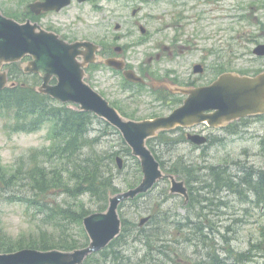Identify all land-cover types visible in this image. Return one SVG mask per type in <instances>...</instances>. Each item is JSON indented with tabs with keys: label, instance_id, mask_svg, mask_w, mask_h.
<instances>
[{
	"label": "rangeland",
	"instance_id": "rangeland-1",
	"mask_svg": "<svg viewBox=\"0 0 264 264\" xmlns=\"http://www.w3.org/2000/svg\"><path fill=\"white\" fill-rule=\"evenodd\" d=\"M32 1L0 0V7L6 14L20 20L32 18L42 24L59 27L69 37L80 36L97 41L102 39L106 44L112 46L117 44L121 46L130 45L133 40L132 35L141 36L138 28L135 30L128 29L131 33L124 35L127 27L131 28L133 25L134 19L129 17L133 16V11L137 9L139 11L137 18L144 26L156 32L159 41L166 40L169 34L184 31L183 39L189 45L196 44L197 50L195 52L179 57L174 55L166 59L163 55L158 58L149 50L148 53H143L142 47L133 49L129 47V52L126 54L129 57L128 60L132 66L140 67L142 73L152 71L153 74L162 75V72L167 74H182L184 72L185 78L193 76L203 80H212L215 74L223 70L241 69L246 63L249 66L253 60L247 58L252 55H248L246 52L251 54V49L264 42V0H240L239 3L235 0H89L84 3L73 1L61 11L51 13L41 19L30 14L28 4ZM170 12L173 13L172 17H170ZM177 12H181L180 15ZM167 22L172 27L166 31L164 28ZM117 24H123V27L117 29ZM64 28H69L71 31ZM134 31L136 34L133 33ZM170 58L173 60L166 61ZM198 62H202L205 66L202 73L192 72V63ZM120 81L123 83L122 78ZM126 96V92L119 91L118 94L117 91L113 99L128 105L126 109L135 112L134 114L138 117L149 116L151 112L155 111L160 112L157 107L158 104L151 101L152 96H137L135 99ZM31 97L37 101L42 98L40 94L36 93H32ZM147 103L149 105L146 106ZM145 106L149 107L147 111L141 112L136 109L139 107L142 110ZM7 112H0V163L6 166L14 165L21 157L28 156L32 149H45L51 144L50 140L47 139V133L50 132L51 128L49 124L44 125L40 131L33 133L20 131L8 134L4 130L3 123L7 120L12 121V117ZM97 126L100 129H97ZM88 133H90V137H98L93 149V151L98 152L97 154L102 156L114 153L116 156L123 157V169L118 167L116 156L114 162L111 158L106 159L105 163L102 161L105 168L113 173L118 191L119 189L127 190L131 183L135 184L138 178L137 165L139 160L125 149L126 146L119 131L106 123H102L96 124V127H93L92 131ZM240 142L249 143L250 138ZM238 145V143L230 144L226 140L213 150L210 148L199 150L183 144L175 145L173 150H167L161 144L156 146L159 150L157 152L166 166L171 168L176 165V162L180 168L183 166V169L191 173L189 179L194 191L193 174H195L197 165L201 164L200 159L207 158V163H209L212 152L213 154L231 153ZM89 155L94 154L90 146H87L82 156L86 158ZM61 162L58 160L57 165ZM200 168L202 169V167H198L199 170ZM186 174L182 170L179 177L184 178ZM208 182L204 181L205 184ZM169 189L170 182L166 180L138 201L126 202L121 208V214L127 221L125 233L122 236V246L115 248L117 252L111 250L109 253L107 252L106 260L101 255L102 252L95 254L99 260L97 261L95 258L90 263L124 264L123 261L126 263L128 262L127 258H130L131 262L144 259L146 263L173 264L170 259L176 255L184 264H215L218 262L215 261L217 257L223 258L221 259L223 264H264V245H260L259 248L250 245L252 235L257 236L258 232L249 231L250 226L245 227L244 230L231 231L228 229L227 224H230L229 220L232 219L222 207H220V211L216 210L219 211L216 213H207L203 207L198 210L196 203H194L196 209L192 210L193 207L191 206L185 209L180 205L181 201L178 196L170 195ZM81 202L87 211H98L104 203L89 194L74 197L68 193H59L54 190L48 196L47 209L44 208V212L40 213L38 210L40 207L31 206L28 208L26 202L7 200L6 196L0 193V227L15 239L20 235L29 239L31 235L37 236L38 227L43 225L45 219L46 227L50 228L56 240H70L71 235L85 242L83 225L73 221L60 220L62 221L60 224H66L67 227L58 228L54 225L58 218L52 222L47 221L49 213L57 204L67 209L72 207L81 210ZM184 205L187 206L186 203ZM188 209L196 210L198 222L203 223L210 220L212 226H215L217 230L220 229L221 234L216 231L215 239L208 241L213 246V250L217 252L216 258H210L206 245L200 241L194 229H177L181 220L178 214H181L182 217H194L192 213L187 211ZM261 214L263 213L261 212ZM148 215H153V220L144 226H140L141 218ZM224 232L226 243L222 241ZM157 235L160 238H157ZM260 235L254 240L258 241ZM146 237L151 238L154 243L155 250L153 252H151L152 247L146 242ZM186 238L189 242L186 241ZM164 244L171 247L170 252H167L170 257L158 249L162 248ZM225 244L229 250L225 249ZM220 246L224 248H220ZM251 248V258H249L250 255H247L249 259L240 256L242 262H237L230 255L233 253L232 249L248 251ZM116 255L122 257V261L116 260Z\"/></svg>",
	"mask_w": 264,
	"mask_h": 264
},
{
	"label": "flooded vegetation",
	"instance_id": "flooded-vegetation-1",
	"mask_svg": "<svg viewBox=\"0 0 264 264\" xmlns=\"http://www.w3.org/2000/svg\"><path fill=\"white\" fill-rule=\"evenodd\" d=\"M77 2L81 3L79 1ZM235 2L239 3L240 0H235ZM180 6L182 5L180 4ZM138 12L139 11L135 9L133 11V16L129 17L134 19L132 21L133 25L131 28L129 26L127 27V31L124 33V35L126 36L128 33H131L128 29L135 30L138 28L141 36L132 35L133 40L131 41L130 45L127 46H121L119 44L112 46L111 44H106L102 39L97 41L95 39L82 38L80 36H75L77 38L69 37L63 31H61L59 27L50 26L47 24L43 25L48 30L59 33L63 39L69 42L81 40H92L95 42V44L98 46L97 48H94V59H96V61L89 63L85 67V80L110 101L113 99L117 91L118 94L119 91H121V78L125 85H131L134 87L133 89H126L128 96L131 95V98L135 99V97L143 95V93H139V91L135 89L136 85L133 82H130L125 78V70H135L144 77L147 83H144L143 88L148 89L146 91L147 94L153 93L156 96L158 94L169 95L170 99L172 98V100L169 101L167 105H171L173 107L184 104L187 97V94L184 92L176 95L171 93L172 89H174L177 85H180V87H183V89L190 90L196 87H203L211 84L221 73L227 71L238 72L241 75L250 77H256L264 72V55H257L254 53V49H251V54L246 52L248 55H252L251 57L247 58L253 60V62L249 63V66H247L246 63V65L241 69L231 68L230 70H223L218 74H215V77L212 80H203L193 76L185 78L184 72L182 74H167L166 72H162V75L153 74L152 71H146L142 73L143 71L140 67H134L130 64V61L128 60L129 57L126 55L129 52V47L130 49L142 47L143 53H148L149 50L156 54L158 58L163 55L164 59L174 55L179 57L183 54L186 55L187 53H193L197 50V47L195 46V43L189 45L183 39L184 31L180 33L175 32L171 35L169 34L167 35L168 37L166 40L159 41V39L156 37V32L151 31L149 27L144 26V24L137 18ZM51 13L54 12L42 13L39 16V19L43 18L44 16H48ZM177 13L180 15L181 12ZM172 16L173 13L170 12V17ZM165 25L166 27L164 30L166 31L172 27L171 25H168V22ZM122 27L123 24L116 25L117 29H121ZM64 29L71 31L69 28ZM133 33L136 34V31ZM79 50L82 55H80L77 59L79 61H83V53L86 51V48L81 46L79 47ZM247 50L249 49L247 48ZM31 60H33L31 56H26L17 63L5 65L3 67L4 69L8 70L10 78L19 81L20 87L27 88L25 91H33V82H37L36 86L43 82V78L40 74L28 73L25 71L27 63H29ZM168 60L173 59L170 58L166 61ZM109 61L114 64L122 61L124 66L122 69H116L112 65L108 64ZM198 64L203 66L204 72L205 66L202 62L192 63V72L197 73L195 67ZM50 83L52 85L56 84V77H53L50 80ZM168 85L170 87H168ZM114 101L115 100H112V102ZM119 104L123 111L128 113L126 107L121 103ZM147 105L149 104L147 103L146 106ZM68 106L73 107L71 105ZM146 106L142 110H140L139 107L136 109L141 112L147 111L149 107ZM237 107L238 105L235 103L232 105L230 104V106L221 113L220 110H217L216 108L212 110H206L204 112L205 114H212L216 111L218 114L213 117H206L207 121H202L196 124L194 127H192V129L180 128L178 131H176V133L174 132L175 134L173 136L176 137L178 135H185L183 140H179L181 144L192 146L199 150H205L208 148L213 150V148L220 145L222 141L226 140H228L230 144H239L234 151H231V153L228 152L226 154H213L212 152V158L209 163H207V158L200 159L201 164L199 163L197 165L195 174L193 176L194 196L198 210L203 207L207 213H216L220 211V207L224 208L227 212V215H229V217L232 219L231 221L229 220L230 224H227V228L231 231L238 229L244 230L245 227L250 226L251 229L249 231L258 232L257 236L261 234L260 238L258 239L260 243L254 240L257 236L252 235L250 245L255 247L264 245V112H246V114L243 115L238 114L239 110ZM261 108H264V104L261 106ZM158 109L160 112H151L150 114L153 116H161L170 112H165L164 108L161 107H158ZM189 133H193L192 135L195 134L199 137H204L205 142L200 144L192 142L189 138ZM247 138H250L249 143L240 142L242 140L245 141ZM198 167H202V169L200 168L199 170ZM187 181L190 185L189 178H187ZM204 181L209 182L208 184H205ZM261 212L263 214H261ZM195 225L199 229L204 228L206 232L202 234L207 236L208 241H212L211 237H214L217 229L215 226L211 225L210 220L204 224L198 222L197 220ZM252 248L246 251V254L251 256ZM207 253L210 255V258L213 256L214 250L212 245H210L209 249L207 248Z\"/></svg>",
	"mask_w": 264,
	"mask_h": 264
},
{
	"label": "water",
	"instance_id": "water-1",
	"mask_svg": "<svg viewBox=\"0 0 264 264\" xmlns=\"http://www.w3.org/2000/svg\"><path fill=\"white\" fill-rule=\"evenodd\" d=\"M70 2L71 0H42L31 3L30 7L36 14H40L43 10H60ZM93 45L89 41L69 43L61 39L58 34L45 30L38 23H32L30 20L20 23L4 15L0 10V65L19 60L25 55L32 56L34 59L28 66L29 71L40 72L46 80L52 74H56L59 78L57 86L48 87L44 92L62 101L78 102L82 110L92 111L119 128L132 148L133 154L141 161L144 172L139 186L110 197L106 212H96L85 217L84 225L91 239L87 247L71 251L23 248L14 252H0V264H82L91 253L105 248L121 232L122 223L118 214L120 202L149 191L165 175L159 161L147 146V139L155 136L159 131L188 124L191 107L195 110L193 103L199 99L200 92L197 89L191 90L186 105L175 110L170 116L140 121L123 117L105 98L82 81L81 66L84 64L76 58L81 54L78 48L86 46L88 51L84 53L85 57L87 61H92L94 49L91 46ZM256 52L263 55L264 44L259 45ZM108 63L117 68L124 66L122 61L117 64L111 61ZM125 75L130 80L143 81L133 71H126ZM6 83V73H0V89ZM263 86L264 75L253 79L224 74L202 97L211 101L212 104L208 107L217 108L220 113L233 103L238 105V112H244V109L250 111L253 106L262 102L259 98ZM177 90L180 91V88ZM202 141L198 140V142ZM170 179L172 191L183 192V182L176 181L174 175H171ZM144 221L145 219L142 220Z\"/></svg>",
	"mask_w": 264,
	"mask_h": 264
},
{
	"label": "trees",
	"instance_id": "trees-1",
	"mask_svg": "<svg viewBox=\"0 0 264 264\" xmlns=\"http://www.w3.org/2000/svg\"><path fill=\"white\" fill-rule=\"evenodd\" d=\"M43 106V99L41 98L39 102L35 101V104H28V107H24L19 99L17 89L6 92L4 97L0 99V109H6L4 111H8L9 116L13 118V122L6 127L9 132H36L46 121H50L51 127L50 132L47 134L51 144L45 149H32L28 156L21 157L11 166L0 163V193L5 195L7 200L26 202L28 208L31 206L40 207L38 209L40 213L44 212V208L47 209L48 196L54 190L59 193H68L74 197L89 194L104 202L100 209L106 207L109 193L118 189L115 186L113 173L105 168L102 161L105 163L106 159L111 158L114 162L116 155L113 153L101 156L97 154V151H93L98 137H90L88 132H91L95 127L97 118L92 113L77 111L67 106L58 105L51 109L49 107L45 109ZM87 146H90L94 155L83 158L82 155ZM125 149L130 151L127 146ZM158 156L160 157L159 154ZM58 160L62 161L59 165H57ZM167 169L170 172L180 173L178 168L167 166ZM137 176L135 184L141 179L139 163L137 165ZM135 184L131 183L130 186ZM82 203L81 210L72 207L67 209L57 204L49 213L47 221L52 222L58 218V221L54 222V225L58 228L67 227L66 224H60L62 221H73L82 225L83 217L89 213L82 206ZM43 221V225L38 227L37 236L31 235L29 239L24 235H20L15 239L0 227V251H13L24 247L68 250L86 244V235L85 242L71 235L70 240H56L50 228L46 227V220ZM181 224L177 226V229L180 228ZM122 236L123 234L102 251L101 255L105 260L110 250L117 252L115 248L122 246ZM149 237H146V242L152 247L151 252H153L155 250L154 243ZM157 238L160 237L157 235ZM158 249L170 251L171 247L164 244L162 248ZM94 255L89 257L84 264H91L90 262L95 258L98 261L99 259ZM116 260L122 261V257L116 255ZM127 261L126 263L123 261V263L156 264L146 263L144 259L131 262L130 258H127ZM170 261L173 264H179L176 255Z\"/></svg>",
	"mask_w": 264,
	"mask_h": 264
}]
</instances>
